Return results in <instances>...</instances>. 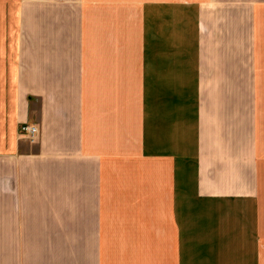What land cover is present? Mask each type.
<instances>
[{"label":"crops","instance_id":"1","mask_svg":"<svg viewBox=\"0 0 264 264\" xmlns=\"http://www.w3.org/2000/svg\"><path fill=\"white\" fill-rule=\"evenodd\" d=\"M149 1L85 66L80 7L0 0V264H264V0Z\"/></svg>","mask_w":264,"mask_h":264},{"label":"rangeland","instance_id":"2","mask_svg":"<svg viewBox=\"0 0 264 264\" xmlns=\"http://www.w3.org/2000/svg\"><path fill=\"white\" fill-rule=\"evenodd\" d=\"M48 0H42V3H45ZM153 1V0H152ZM149 1L146 4L148 6L151 5V2ZM169 3V1H167ZM50 3V2H48ZM138 0H84L83 5L79 4V0H69L68 5V11H69V17L71 20L72 15H79V7L81 10L82 15L81 19H84V28H81V24H79L78 21H72L69 23V26H74V29L72 30L71 34L74 36L79 35V33H82L86 37L85 39V51L83 52L84 56V64L87 65H93L96 66L99 63L96 61V58L98 57V53L102 50V55L107 52L115 53V50H117V46H115L112 50H109V46H100L99 43L102 45L108 40L107 38L114 39L115 42H118L122 38L121 32L123 31V28L125 24L130 27H135V18H137L136 12L140 10V8H137L136 5H138ZM81 5V6H80ZM167 5V4H165ZM169 6V5H167ZM151 11V10H149ZM168 17L165 13V24L167 22ZM133 30V35L138 37V30ZM87 37L90 38L89 41H87ZM95 37L94 39V45L90 46V44H87V42H91V38ZM98 38H101V41H97ZM134 41V37H133ZM98 44V45H97ZM88 45V46H87ZM138 48L139 45H130L125 46V48H121L118 50L117 54L122 55L125 52L126 58H131L130 60H125L126 70L120 75L113 77L114 83H126L127 79H134L135 74L134 72H131V69L134 68L138 62L134 61L136 58V55L138 54ZM109 50V51H108ZM154 51V48L152 49ZM123 52V53H122ZM154 63V61H151ZM110 62H104V64H108ZM115 63H120L121 65L124 64L123 61H117ZM100 64L103 65V62H100ZM86 71L84 72V77L86 75H92L95 76L94 80L99 84L102 79H106L105 72L102 71L101 73H97L96 71L91 72L89 68L84 67ZM97 73V74H95ZM92 76H88L91 78ZM93 80H89L88 84L89 86L93 85V90L95 92L99 91V86L96 84V82ZM98 95H100L98 93ZM94 104L99 103L96 98L93 100Z\"/></svg>","mask_w":264,"mask_h":264},{"label":"built area","instance_id":"3","mask_svg":"<svg viewBox=\"0 0 264 264\" xmlns=\"http://www.w3.org/2000/svg\"><path fill=\"white\" fill-rule=\"evenodd\" d=\"M20 130L25 133L27 138L32 141L34 138V133L36 132V128L31 125H23L20 126Z\"/></svg>","mask_w":264,"mask_h":264}]
</instances>
